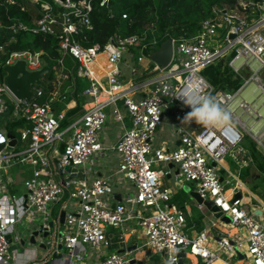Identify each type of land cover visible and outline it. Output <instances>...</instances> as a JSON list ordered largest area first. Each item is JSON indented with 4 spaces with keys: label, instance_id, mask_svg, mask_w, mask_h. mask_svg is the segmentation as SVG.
Instances as JSON below:
<instances>
[{
    "label": "built area",
    "instance_id": "built-area-1",
    "mask_svg": "<svg viewBox=\"0 0 264 264\" xmlns=\"http://www.w3.org/2000/svg\"><path fill=\"white\" fill-rule=\"evenodd\" d=\"M25 1L37 8L38 17L32 27L19 21L11 29L53 35L59 56L50 66L42 51H8L9 42L0 44L2 70L19 60L25 61L28 71L44 65L52 68L51 82L43 78L46 87L34 84L30 101L18 99L0 80V264H38L41 249H52V264H137L125 246V235L135 233V227L144 237L136 249L149 247L162 256L164 264L170 255L175 264H181L183 253V264L190 256L203 264L217 259L264 264V220L249 206L235 174L219 166L225 158L238 171L254 163L244 144V130L264 148V120L256 117H261L258 106L243 96L252 84L254 95L264 96V0L214 7V15L201 23L196 34L172 38L173 55L166 67L150 57L163 42L155 22L141 34L116 33L104 44L86 45L94 29L95 4L106 7L113 17L110 0ZM21 10L27 9L22 6ZM102 54L106 55L103 63ZM225 56H232L229 65L237 75L249 74L235 91L215 89L203 75L206 67ZM68 57L75 61L71 66ZM125 77L132 81L130 86H125ZM78 80H86L87 87L76 90ZM73 92L75 108L81 109L69 116V124L62 129L71 110L59 109L56 103L65 104ZM102 94L104 100L87 106ZM204 95L214 97L229 120L218 128L192 130L191 124L182 122L191 110L184 99L190 97L195 104ZM165 114L174 117L179 140L175 148L155 143ZM125 117L131 122L129 128ZM19 121L24 125L15 135L10 128ZM108 123H118L124 131L114 144L106 145L102 139ZM10 134L16 138L14 145ZM54 144H62L63 150L54 149L50 156L48 148ZM108 154L111 173L95 175V167ZM113 156L116 166H111ZM15 168L32 171L23 182L26 193H9L8 189L19 193L8 184L13 182L10 169ZM172 176L179 187L193 186L199 193L203 202L198 208L212 201L230 218L228 231L238 232L231 236L203 230L188 235L185 212L170 206L173 189L163 182ZM118 188L124 196L120 200L116 199ZM65 196L68 199L55 214L53 207ZM37 216L43 220L35 225ZM23 220L32 223L28 246L17 231ZM129 222L135 227H129ZM58 225L62 230L53 238ZM34 231L38 234L31 243ZM45 231L49 235L44 236ZM115 243L122 245L112 249Z\"/></svg>",
    "mask_w": 264,
    "mask_h": 264
},
{
    "label": "trees",
    "instance_id": "trees-1",
    "mask_svg": "<svg viewBox=\"0 0 264 264\" xmlns=\"http://www.w3.org/2000/svg\"><path fill=\"white\" fill-rule=\"evenodd\" d=\"M237 3L238 0H110L113 17H110L106 7L96 3L92 13L94 29L89 33L90 43L86 45L94 42L104 44L116 33L141 34L145 26L151 22H155L156 34L161 41L192 36L197 33L204 20L214 15V7H235ZM22 6H25L27 10L22 11ZM123 14H127V18H123ZM38 15L37 8L25 0H16L14 4L7 0H0V44L9 42L6 48L8 51L19 49L42 51L46 64L53 66L59 56L56 37L31 30H20L14 33L10 27L14 22L19 21L32 27ZM13 37L15 40L10 42ZM231 58L232 56L221 58L203 70V75L215 89L235 91L243 84V79L229 65ZM67 64L71 66L73 62L69 61ZM4 75L5 73L0 69V80H3ZM51 78L52 76L49 79ZM83 87V82L78 80L76 90ZM80 109L81 107L77 106L67 114V118L62 123V129L69 124L71 119L69 116ZM11 132L14 133L12 130ZM245 138L258 169L264 173V156L257 150L256 144L250 137L245 136ZM187 200L186 193L181 190L175 194L170 203L179 209H184Z\"/></svg>",
    "mask_w": 264,
    "mask_h": 264
},
{
    "label": "crops",
    "instance_id": "crops-1",
    "mask_svg": "<svg viewBox=\"0 0 264 264\" xmlns=\"http://www.w3.org/2000/svg\"><path fill=\"white\" fill-rule=\"evenodd\" d=\"M228 57H230V56H228ZM68 61L73 62V63L75 62L74 60H72L71 57H68ZM128 78L129 77H125V86H130L132 84V81H128ZM51 80L52 79L46 78V82H51ZM82 82L84 84V87L85 86L87 87V81L82 80ZM254 91H255V85L252 84L244 92L243 96L245 98H247L248 100H251V101L257 100L256 101V103L258 104L257 105L258 106L257 111L259 112V115L261 117H259L258 115L256 117H258L260 119L262 118L264 120V96L258 98L254 95ZM75 97H76V95L73 92L68 97V100L66 101L65 104L64 103H56V106L59 109L66 108L65 110H67V109L73 110V108H75V106H76ZM104 99H105V95L102 94L101 96H99L97 98V100L90 102L87 106L90 107L93 104L100 102ZM121 104H122L121 101H119V106ZM251 113H254V111ZM228 120H229V117H228L227 121ZM12 124H14L12 127L13 129L10 128V131L13 130L16 133L15 135H17V128L20 126H23L24 121L23 122L19 121L17 123H12ZM124 125L126 126V128H129L131 126V122H130L128 117L124 118ZM202 126H204V125H198L194 121L190 125L192 130H196L197 128H201ZM123 131H124V129L121 127L120 124L108 123L105 127V131L103 133V139L102 140L106 145L114 144L117 141V139L119 138V136L122 134ZM157 134H158V136H156V139H155L156 146H160L162 144H164V145L168 144L169 147L175 148L179 144L178 136L176 134L175 126H174V117L171 116V114H165L164 119H163V124L158 128ZM244 144L246 147H248L250 149V147L248 146V142L245 141ZM62 147H63L62 144L61 145L60 144H54L53 146L48 148V154L50 156L54 155V149H57L59 152H61ZM109 155L110 154L106 155V161L103 160L101 162V164H99L98 166L95 167V175H97V176L104 175L105 176V175L111 173V168H107ZM112 158H113V161H112L113 165H111V166H116L117 157L113 156ZM221 164L222 165H219L220 168L225 167L226 169L231 170L235 174V176H236L235 181L237 182V185H239L238 187H240L241 191L243 193L245 192L244 196H245L246 201L249 203V206L251 208H254L256 213H257V211H260V213L259 214L257 213V214L259 216H261V218L264 220V199L259 198L256 193H254L251 189H249L247 187V184H246V176L248 175V172L251 169V167L253 165H256L255 160H254V163L250 167L243 168L240 171L236 170L235 163L230 158H225ZM170 167L172 168V166H170ZM14 171H16L15 173H16L17 182H24V180H26L27 178H29L32 175V171L28 168H23V169L15 168ZM260 172L262 173L261 170H260ZM55 178H58V177L56 176ZM163 179L166 180V182H164V183L173 189V195L170 199V202H171V200L174 198L175 194L177 192L183 190V187H179L174 182V180H173L174 176H172L171 178L166 177ZM191 188H192V190H194L193 186ZM116 191H117L116 199L117 200L123 199L124 196L121 193V190H119V188H118V189H116ZM183 191L186 193V196L188 199L186 204H185V207L183 209L185 212V216H186L185 232L188 235L196 236L199 232H201L203 230H208L209 232H211L213 234H216L217 232L218 233L221 232V234H224V235L230 234L231 236H233L234 234H236L238 232V229H232L231 231H228L229 228L227 227V224H226L227 222L223 221L224 223H219V222H222V220H223L222 218L218 219V218L214 217L213 213L207 208V206H205L204 209L198 208V202L195 199H193L188 192H186L185 190H183ZM170 202H169L170 206L178 208L177 206L171 204ZM128 225H129V227L130 226L135 227L134 223H132V222H129ZM135 228H137V231L135 233H133V234L127 233L125 235V239H126L125 246L127 247V250L132 251V256L137 261V264H145L143 262V257L145 256L147 250L152 252V254H155V253H153V251L149 247L136 249V248L141 246L142 242L144 241V237L142 235V231L138 227H135ZM110 232H113L116 234L118 232V230H114L113 228H110ZM121 245L122 244L115 243L112 245L111 248L112 249H118L121 247ZM187 260H190L192 262V264H203V262L199 258L194 257V256L193 257L190 256L188 259H186L184 264H188ZM222 261L227 263V264H230L229 262H226L224 260H222ZM232 262H234V261H232ZM235 263L238 264L237 262H235ZM151 264H153V263H151Z\"/></svg>",
    "mask_w": 264,
    "mask_h": 264
},
{
    "label": "water",
    "instance_id": "water-1",
    "mask_svg": "<svg viewBox=\"0 0 264 264\" xmlns=\"http://www.w3.org/2000/svg\"><path fill=\"white\" fill-rule=\"evenodd\" d=\"M173 55V41L172 38H168L164 40L160 47L155 50L151 54V59L156 63L160 64L163 67H166ZM52 68L48 65H44L41 69L37 71H28L26 69V63L23 60L17 61L15 64L12 65H5L3 67L4 75V83L8 87V89L18 98V99H26L30 101L34 96L35 92L32 90V86L39 85L41 87H46V84L43 78H49L51 74ZM13 138L11 144L14 145L16 143V138L13 135H9ZM2 147V146H0ZM172 166V165H171ZM183 190L188 192L190 196L195 199L198 203H202L203 200L200 197L199 193L195 190H192L191 186L185 185L183 186ZM239 197L237 194L236 198ZM119 198V197H118ZM207 208L213 213V216L218 219H223L225 222H229L230 218L228 216H224L221 211L214 205V203L210 200L204 202ZM259 214L260 211H257ZM64 222V211L60 214V224ZM53 222H50V226L53 227ZM38 234L37 231L33 232V236L30 238L31 243H35V236ZM44 236L49 235L48 231L43 233ZM45 248V245H42ZM61 247V246H59ZM185 257V253L182 254L181 264H183Z\"/></svg>",
    "mask_w": 264,
    "mask_h": 264
},
{
    "label": "rangeland",
    "instance_id": "rangeland-1",
    "mask_svg": "<svg viewBox=\"0 0 264 264\" xmlns=\"http://www.w3.org/2000/svg\"><path fill=\"white\" fill-rule=\"evenodd\" d=\"M225 58H228V57L225 56ZM248 75L249 74L244 71L242 73V75H239V76L242 79H244V77H247ZM263 77H264V74H263ZM256 101H252V103H255L256 105H258L256 103ZM244 132L246 134L245 136L250 137L251 141H253L256 144L257 150L264 156V148L262 146H259V144L254 140V138L249 133H247L245 130H244ZM156 136H158V134ZM245 141L247 142L246 138H245ZM104 159H106V158H104ZM104 159L102 158V161ZM15 172L16 171L10 169V173H11V176L13 178V182L12 183L9 182L8 184H12L11 188H17L19 193H17L14 189H11V190L8 189L9 193L10 194L16 193L17 195L22 194V193H26V188L24 187V183L23 182H17ZM163 182H166V180L163 179ZM246 184H247V187L249 189H251L254 193H256L259 198L264 199V173L263 172L261 173L256 165H253L251 167V169L249 170L248 175L246 176ZM242 194L244 195L245 192L244 193L242 192ZM67 199H68V196L63 197L61 202L57 203L53 207L55 214H57L62 209V206L64 205V203L66 202ZM42 220H43L42 217H39V216L35 217V219H34L35 225L40 224L42 222ZM223 221L224 220H222V222H219V223H224ZM22 223L23 224H21L17 227V231L22 238L27 239L26 246H28L29 245L28 237H29V233L32 231V223H30L26 220H23ZM60 230H62V228L60 225H58L53 232V238H55L59 234ZM52 255H53L52 249H47V250L41 249L40 250V257H39V260L37 261V263L38 264H52V262H51L52 261ZM143 262L145 264H151V263H153V264H164L163 258L161 255L152 254V252H150L148 250H147L145 256L143 257ZM187 262H188V264H192V262L190 260H187Z\"/></svg>",
    "mask_w": 264,
    "mask_h": 264
},
{
    "label": "clouds",
    "instance_id": "clouds-1",
    "mask_svg": "<svg viewBox=\"0 0 264 264\" xmlns=\"http://www.w3.org/2000/svg\"><path fill=\"white\" fill-rule=\"evenodd\" d=\"M184 103L191 110L183 117V123L191 124L194 121L198 125L218 128L228 119L226 110L210 95H204L195 104L190 97H186ZM165 264H175V257L170 255Z\"/></svg>",
    "mask_w": 264,
    "mask_h": 264
},
{
    "label": "bare ground",
    "instance_id": "bare-ground-1",
    "mask_svg": "<svg viewBox=\"0 0 264 264\" xmlns=\"http://www.w3.org/2000/svg\"><path fill=\"white\" fill-rule=\"evenodd\" d=\"M105 57H106V55L105 54H102V58L100 59L102 61V63L105 60ZM212 264H227V263L223 262L221 259H217Z\"/></svg>",
    "mask_w": 264,
    "mask_h": 264
}]
</instances>
